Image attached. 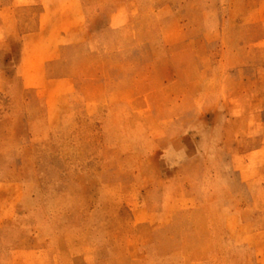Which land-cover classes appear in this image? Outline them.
Here are the masks:
<instances>
[{
  "label": "rangeland",
  "instance_id": "1",
  "mask_svg": "<svg viewBox=\"0 0 264 264\" xmlns=\"http://www.w3.org/2000/svg\"><path fill=\"white\" fill-rule=\"evenodd\" d=\"M37 9L15 8L20 33ZM82 10L88 41L49 72L70 97L0 94V187L20 193L0 264H264V0Z\"/></svg>",
  "mask_w": 264,
  "mask_h": 264
},
{
  "label": "crops",
  "instance_id": "2",
  "mask_svg": "<svg viewBox=\"0 0 264 264\" xmlns=\"http://www.w3.org/2000/svg\"><path fill=\"white\" fill-rule=\"evenodd\" d=\"M27 7V13L37 9L36 25L20 33L16 9ZM12 22L10 31L17 41L0 46L4 64H0V94L23 95L35 91L38 95L47 94L69 96L76 89V81L70 77H51L50 67L61 63L64 51L84 45L88 41L83 20L82 0H12ZM12 15V16H11ZM3 18V16H2ZM27 21H33L31 16ZM50 110L46 109L49 114ZM61 126L64 125L61 121ZM65 126V125H64ZM1 185V184H0ZM6 186V185H5ZM0 189V224L14 219L20 201L17 183ZM11 212V215H9Z\"/></svg>",
  "mask_w": 264,
  "mask_h": 264
}]
</instances>
